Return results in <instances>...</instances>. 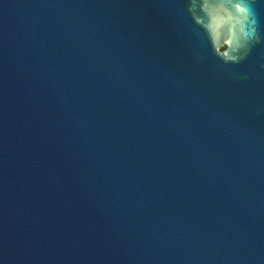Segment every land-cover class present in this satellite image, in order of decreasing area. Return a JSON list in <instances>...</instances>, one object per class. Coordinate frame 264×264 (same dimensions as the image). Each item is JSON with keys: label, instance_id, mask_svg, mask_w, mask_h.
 Returning <instances> with one entry per match:
<instances>
[{"label": "water", "instance_id": "95a60500", "mask_svg": "<svg viewBox=\"0 0 264 264\" xmlns=\"http://www.w3.org/2000/svg\"><path fill=\"white\" fill-rule=\"evenodd\" d=\"M247 2L223 64L188 0H0V264H264Z\"/></svg>", "mask_w": 264, "mask_h": 264}, {"label": "clouds", "instance_id": "9594fccd", "mask_svg": "<svg viewBox=\"0 0 264 264\" xmlns=\"http://www.w3.org/2000/svg\"><path fill=\"white\" fill-rule=\"evenodd\" d=\"M187 12L223 64L239 63L260 42L247 0H188Z\"/></svg>", "mask_w": 264, "mask_h": 264}]
</instances>
